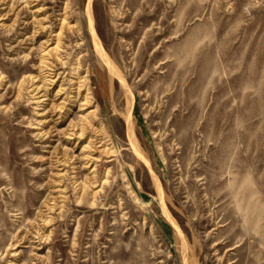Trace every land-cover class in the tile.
Instances as JSON below:
<instances>
[{
    "label": "rangeland",
    "instance_id": "374dc122",
    "mask_svg": "<svg viewBox=\"0 0 264 264\" xmlns=\"http://www.w3.org/2000/svg\"><path fill=\"white\" fill-rule=\"evenodd\" d=\"M92 3L126 85L88 0H0V264H264V0Z\"/></svg>",
    "mask_w": 264,
    "mask_h": 264
},
{
    "label": "bare ground",
    "instance_id": "6f19581e",
    "mask_svg": "<svg viewBox=\"0 0 264 264\" xmlns=\"http://www.w3.org/2000/svg\"><path fill=\"white\" fill-rule=\"evenodd\" d=\"M93 0H88V6H87V9H88V18H89V28H90V31H91V34L93 36V39H94V43H95V49L97 51V53L99 54V57L101 58V60L104 62V65L106 66L107 70L109 71L110 74H113L115 75V77H117L122 83H124V85H126L125 83V80H124V77H122L121 73L119 72L117 66L115 65V63L113 62V60L110 58V56L107 54V52L105 51V48H103L102 46V43L99 39V36L97 34V31H96V26H95V20H94V17H93V14H92V11H91V5L93 4L92 3ZM114 77V76H113ZM41 87V86H40ZM43 87V85H42ZM130 92V91H129ZM128 92V93H129ZM58 94V93H57ZM131 95V92L129 93ZM48 96V92H46V89L44 90V93H42V101H45L47 100ZM58 96V95H57ZM128 96V94H127ZM133 98V97H132ZM129 100L131 101L130 97H129ZM135 100V99H134ZM128 101V100H127ZM129 101V102H130ZM87 101H85V103H83V105L86 104ZM128 102V103H129ZM126 103V102H125ZM44 106V105H43ZM133 109L132 108V102L129 106V112H131ZM132 113V112H131ZM43 114H46V111L43 113ZM87 117V116H86ZM85 117V118H86ZM84 121V119H83ZM87 123V122H86ZM75 127V128H74ZM73 128V130H71L70 132H66L65 133V136L67 137V139H69L70 141L72 140H78V139H82L86 134V127L84 126V124H82L81 126L79 125H75ZM127 131H128V134L130 135L131 137V140L133 139V123L131 121V115L129 113L128 115V119H127ZM46 134V133H45ZM136 139V138H134ZM133 141V140H132ZM79 142H76V145H78ZM136 143V142H135ZM133 144V147L137 153V155L146 163V165H150L149 161L143 156V154L141 153V150H139L137 148V146L134 144V141L132 142ZM87 146V145H86ZM85 146V147H86ZM84 150L86 148H83ZM83 150V151H84ZM87 152V151H86ZM75 159V158H74ZM86 159V157L84 158ZM86 167V166H85ZM150 168V166H149ZM156 175V174H155ZM155 178V177H154ZM157 180V183H158V187H159V191H161V186H160V183L158 181V179L156 178ZM94 184V183H93ZM166 216L169 218V220L171 221V223L179 230L180 234H182V231L181 229L179 228V226L177 225V223L174 221V219L171 217L170 213H168L166 211Z\"/></svg>",
    "mask_w": 264,
    "mask_h": 264
}]
</instances>
